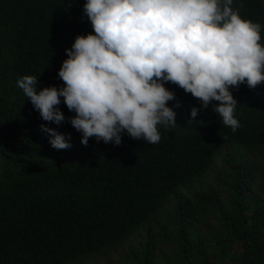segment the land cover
Wrapping results in <instances>:
<instances>
[{"label":"trees","instance_id":"obj_1","mask_svg":"<svg viewBox=\"0 0 264 264\" xmlns=\"http://www.w3.org/2000/svg\"><path fill=\"white\" fill-rule=\"evenodd\" d=\"M86 0H0V264H75L115 253L111 264H264V83L230 88L240 127L213 101L170 82L174 127L157 144L90 138L65 120H42L17 81L35 75L62 87L58 72L77 35L93 32ZM261 24L264 0H233ZM192 120V121H190ZM41 125L65 135L57 150Z\"/></svg>","mask_w":264,"mask_h":264},{"label":"clouds","instance_id":"obj_2","mask_svg":"<svg viewBox=\"0 0 264 264\" xmlns=\"http://www.w3.org/2000/svg\"><path fill=\"white\" fill-rule=\"evenodd\" d=\"M233 0H86L83 11L93 32L77 35L58 76L62 87H44L35 75L17 85L42 120H65L61 97L81 143H122V134L157 144L158 125L174 127L168 102L175 93L170 82L200 101L191 117L213 101V111L235 132L236 98L230 88L264 83L261 24L242 18ZM192 121V120H190ZM50 144L71 147L63 133L41 125Z\"/></svg>","mask_w":264,"mask_h":264},{"label":"rangeland","instance_id":"obj_3","mask_svg":"<svg viewBox=\"0 0 264 264\" xmlns=\"http://www.w3.org/2000/svg\"><path fill=\"white\" fill-rule=\"evenodd\" d=\"M116 257L117 255L115 253L109 252L95 255L93 257L87 258L84 261L76 262L75 264H111L112 261L116 260ZM109 261L111 263H109Z\"/></svg>","mask_w":264,"mask_h":264}]
</instances>
